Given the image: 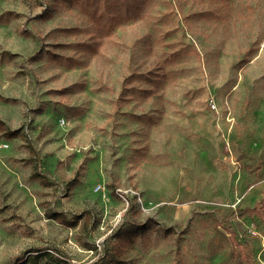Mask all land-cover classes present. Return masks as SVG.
I'll list each match as a JSON object with an SVG mask.
<instances>
[{"label":"rangeland","instance_id":"1","mask_svg":"<svg viewBox=\"0 0 264 264\" xmlns=\"http://www.w3.org/2000/svg\"><path fill=\"white\" fill-rule=\"evenodd\" d=\"M112 1L0 0V264H264V0Z\"/></svg>","mask_w":264,"mask_h":264},{"label":"trees","instance_id":"2","mask_svg":"<svg viewBox=\"0 0 264 264\" xmlns=\"http://www.w3.org/2000/svg\"><path fill=\"white\" fill-rule=\"evenodd\" d=\"M58 1H60V0H58ZM61 1H67V2H71V3H74V2H76L77 0H61ZM111 2H113L112 0H111ZM85 6H86V9L87 10H91V11H93V9H94V5L93 4H91V2L89 3V2H87L86 4H85ZM138 6H129V7H127V6H124L123 7V9H124V15L123 16H130V15H132V12H137V10H138ZM131 10H133L132 12H131ZM90 15L92 14H94V13H89ZM117 14L118 13H116V10H114V8L113 9H111V12L109 11V12H107V15L109 16V18H110V23L108 24V27H114L115 26V20H117L119 17V15L117 16ZM118 22V21H117ZM124 85H126L127 83H128V78H126L125 79V81H124ZM123 88H124V86H123ZM123 95V90H121V92H120V94H119V97H118V100L119 99H121V96ZM255 207L253 206V207H248V208H246V210L248 211H253V210H255L254 209ZM48 213H49V215L50 216H53L55 213H58L59 215V217H58V219H60L61 217H63L64 216V214H60L59 212H57V211H55L54 209H52V208H50L48 211H47ZM235 214V212H232V213H230L228 216L229 217H232L233 215ZM75 220V219H74ZM61 221V220H60ZM75 222V221H74ZM73 222V223H74ZM156 222H154V221H152V224H155ZM157 224V223H156ZM229 228V227H228ZM145 229H144V226H143V224H141L139 221H137L136 219H134V218H129L128 220H127V222L124 224V225H121V226H119L117 229H116V231H115V234L117 235V237H125V236H127V235H131V234H139V233H141L142 231H144ZM118 257H112V260L113 261H118V259H117Z\"/></svg>","mask_w":264,"mask_h":264},{"label":"built area","instance_id":"3","mask_svg":"<svg viewBox=\"0 0 264 264\" xmlns=\"http://www.w3.org/2000/svg\"><path fill=\"white\" fill-rule=\"evenodd\" d=\"M100 186H101V185H99V184H98V185H97V187H96V189H99V188H100Z\"/></svg>","mask_w":264,"mask_h":264}]
</instances>
